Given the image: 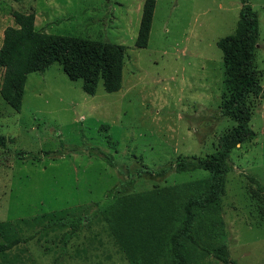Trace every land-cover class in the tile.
<instances>
[{
	"label": "rangeland",
	"instance_id": "374dc122",
	"mask_svg": "<svg viewBox=\"0 0 264 264\" xmlns=\"http://www.w3.org/2000/svg\"><path fill=\"white\" fill-rule=\"evenodd\" d=\"M144 0H0L3 30L11 12H33L42 33L125 47L119 91L94 95L59 64L27 75L20 110L0 97V223L53 211L90 213L107 195L201 179L205 174L138 173L203 157L234 122L219 113L223 63L216 42L234 32L239 0H155L147 46H134ZM258 17L255 75L264 87V0ZM2 35V36H1ZM3 69L0 68V84ZM252 139L230 151L220 200L224 245L234 264H264V98L249 97ZM39 230V224L32 226ZM30 228V227H29ZM24 235L32 234L26 229ZM40 231V230H39ZM61 232H40L8 252L11 264H129L105 223L92 219L64 247ZM14 257V258H13ZM0 260V264H8ZM204 264H220L213 258ZM232 264V263H230Z\"/></svg>",
	"mask_w": 264,
	"mask_h": 264
},
{
	"label": "trees",
	"instance_id": "16d2710c",
	"mask_svg": "<svg viewBox=\"0 0 264 264\" xmlns=\"http://www.w3.org/2000/svg\"><path fill=\"white\" fill-rule=\"evenodd\" d=\"M239 2L234 32L216 42L223 63L219 113L234 124L218 138L213 152L203 157L178 156L172 166L154 171L144 168L137 175L163 176L172 170L176 174L200 172L205 177L138 193L107 195L88 215L63 210L1 222V261L5 263L12 248L40 232H61L64 247L85 223L98 219L106 224L129 264H204L207 257L220 264H234L224 245L215 242L222 234L220 200L225 176L232 170L230 151L253 137L248 99L264 98V87L256 78L254 65L258 17L249 0ZM154 8L155 0H144L134 43L137 49L147 46ZM11 17L15 27L3 30L0 45V97L12 110H20L27 75L44 72L54 63L70 81L80 80L82 91L88 95L95 94L99 82L106 93L120 90L124 46L39 32L33 12L13 11ZM247 178L255 185L250 196L260 201L264 187L251 176ZM37 224L40 231L32 227ZM24 228L34 232L24 235Z\"/></svg>",
	"mask_w": 264,
	"mask_h": 264
},
{
	"label": "crops",
	"instance_id": "0c3cea01",
	"mask_svg": "<svg viewBox=\"0 0 264 264\" xmlns=\"http://www.w3.org/2000/svg\"><path fill=\"white\" fill-rule=\"evenodd\" d=\"M2 34V33H1ZM2 36V35H1ZM2 38V37H1ZM1 45V44H0Z\"/></svg>",
	"mask_w": 264,
	"mask_h": 264
}]
</instances>
